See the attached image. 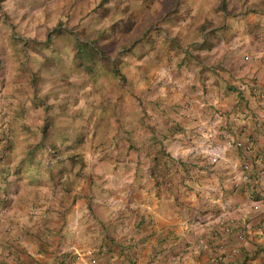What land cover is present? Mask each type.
I'll return each mask as SVG.
<instances>
[{
    "label": "crops",
    "instance_id": "1",
    "mask_svg": "<svg viewBox=\"0 0 264 264\" xmlns=\"http://www.w3.org/2000/svg\"><path fill=\"white\" fill-rule=\"evenodd\" d=\"M179 8L200 40L167 42L156 82L142 71L131 94L142 90L144 112L128 117L129 141L107 150L112 160L42 201L25 193L37 178L1 160L0 141V264H264V0ZM22 50L0 35V137L55 103L14 77Z\"/></svg>",
    "mask_w": 264,
    "mask_h": 264
},
{
    "label": "rangeland",
    "instance_id": "2",
    "mask_svg": "<svg viewBox=\"0 0 264 264\" xmlns=\"http://www.w3.org/2000/svg\"><path fill=\"white\" fill-rule=\"evenodd\" d=\"M180 4L183 0H0V35H16L23 48L20 67L18 56L10 60L14 77L22 78L24 86L33 85L30 95L55 102L53 110L45 109L47 117L12 121L0 137L10 146L4 161L12 170L17 156L45 131L48 152L42 162L50 171L23 174L27 182L38 180L25 193L44 201L53 192L51 185L63 191L72 188L93 171L95 161L113 159L110 147L129 141L124 136L131 128L128 117L144 112L142 90L131 94L146 80L142 71L153 69L150 81L156 82L167 42L188 47L200 40L188 24H180L186 11ZM77 41L91 43L98 51L94 74L80 65ZM168 58L170 66L179 55ZM131 96L134 102L127 104ZM134 124L136 130L143 128L141 119Z\"/></svg>",
    "mask_w": 264,
    "mask_h": 264
},
{
    "label": "trees",
    "instance_id": "3",
    "mask_svg": "<svg viewBox=\"0 0 264 264\" xmlns=\"http://www.w3.org/2000/svg\"><path fill=\"white\" fill-rule=\"evenodd\" d=\"M58 29L54 30V33L58 32ZM76 52L77 57L80 60V65L84 67L85 71L89 74H94V65H95V56L97 59L100 57L98 54V51L93 47L91 43H82L77 41L76 43ZM115 74L117 73V70L113 71ZM45 131L43 130V136L42 139L37 141L33 145H29L25 148L22 153H20L19 160L13 166L12 172L14 171L15 175H23L26 173L31 172H39L42 173L45 170L50 171L49 167H46V165L42 162V156L47 154V145L45 135ZM10 146L8 145L6 147V151H9ZM4 152L2 153L1 160H6L9 155L8 153ZM45 171V172H46Z\"/></svg>",
    "mask_w": 264,
    "mask_h": 264
},
{
    "label": "built area",
    "instance_id": "4",
    "mask_svg": "<svg viewBox=\"0 0 264 264\" xmlns=\"http://www.w3.org/2000/svg\"><path fill=\"white\" fill-rule=\"evenodd\" d=\"M214 156H215V154H214ZM249 168V166L248 165H246V166H244V170H247ZM247 180H251L250 178H247ZM82 259H84L83 257H82ZM91 261V263H94L95 262V260L94 259H92V260H90Z\"/></svg>",
    "mask_w": 264,
    "mask_h": 264
}]
</instances>
